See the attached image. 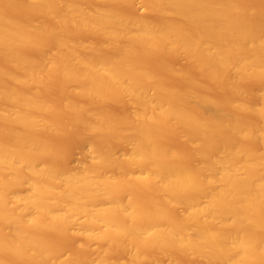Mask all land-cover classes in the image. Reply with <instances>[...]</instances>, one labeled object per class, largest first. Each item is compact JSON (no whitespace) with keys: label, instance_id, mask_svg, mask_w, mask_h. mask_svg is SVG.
<instances>
[{"label":"bare ground","instance_id":"bare-ground-1","mask_svg":"<svg viewBox=\"0 0 264 264\" xmlns=\"http://www.w3.org/2000/svg\"><path fill=\"white\" fill-rule=\"evenodd\" d=\"M134 1L0 0V264H264V0Z\"/></svg>","mask_w":264,"mask_h":264},{"label":"rangeland","instance_id":"rangeland-1","mask_svg":"<svg viewBox=\"0 0 264 264\" xmlns=\"http://www.w3.org/2000/svg\"><path fill=\"white\" fill-rule=\"evenodd\" d=\"M95 3L96 2H98V1H102V0H93ZM245 2H249V3H253L254 4V2H255V4H260L261 2H260V0L258 1V0H253V2H252V0H244ZM256 1H258L257 3H256ZM93 2V3H94ZM134 3V4H133ZM88 4V3H87ZM131 5H133V7L131 6ZM131 5H130V8H129V6H124V7H122V9L124 10V11H127V10H131L130 12H133L134 14H136V15H139L140 13H143L144 12V10H143V6H142V4H141V2H140V0H135L134 2H132L131 3ZM133 8H134V10H133ZM137 10V11H136ZM136 11V12H135ZM140 12V13H139ZM146 14H140V15H143V16H151L150 14H148V12L146 11L145 12ZM148 14V15H147ZM153 16L154 15H152V18H153ZM155 19V18H154ZM81 38L83 39V38H85V36H81ZM86 39V38H85ZM88 39V38H87ZM92 40H94L95 38H91ZM171 57V56H170ZM166 60H167V62L170 60L171 61V64L172 65H177L178 66V64L180 65V66H182V67H184V64L186 65V63H184L185 62V60H184V58L183 57H174L173 56V59H172V57L171 58H166ZM169 61V62H170ZM175 62V63H174ZM174 63V64H173ZM184 63V64H183ZM180 66H178V67H180ZM168 77L169 76H166V79L168 80ZM171 77H169V81H171L172 82V80H173V82L172 83H174V84H176V83H178V81L177 80H175L174 78H171ZM175 80V81H174ZM245 81H243V82H241V86L242 87H245L244 88V90H246L247 88V91L249 90V92L247 93V92H245L244 94H243V96L244 97H249V98H251V92L254 90V88L256 87L255 85L257 84L254 80L252 81V80H246V83H244ZM253 83H255V84H253ZM53 83H51L50 85H49V87H48V89L51 87V85H52ZM54 85V84H53ZM52 85V86H53ZM255 86V87H254ZM251 87V88H250ZM52 88V87H51ZM250 88V89H249ZM46 90L47 91V93H49V94H47L46 92H45V96H47V98L48 97H51V99L50 98H48L49 100H52L53 99V97L52 96H55L54 94H56L57 95V97H54V100L56 101V98H57V100L59 101V97H58V94H57V90H51V91H49V90ZM52 89H54V88H52ZM55 89H58L57 87H56V85H55ZM251 89H253V90H251ZM250 90H251V92H250ZM58 91H60V90H58ZM219 91H214L213 92V90H212V95H214L213 93H215V94H219L218 93ZM54 93V94H53ZM58 93H60V92H58ZM247 93V94H246ZM246 94V95H245ZM49 95V96H48ZM217 95H214V96H216L217 97ZM219 95H221V94H219ZM250 95V96H249ZM59 96H61L62 97V94L61 95H59ZM61 97H60V99H61ZM219 97V96H218ZM52 102H54V101H52ZM111 101H109V103L108 102H106L105 103V105L104 106H108V107H106L107 109L108 108H110L111 110L110 111H112L113 110V112L115 111V112H120V110L119 109H121V105H114L116 102H113L112 101V103H110ZM55 103H57V102H55ZM116 104H118V103H116ZM119 108H118V107ZM123 108L122 109H127V108H125L124 106H122ZM118 108V109H117ZM116 109H117V111H116ZM122 111V110H121ZM124 111V110H123ZM60 113L62 114H65L64 113V111H60ZM65 115H67V114H65ZM60 116V115H59ZM58 116V117H59ZM63 116V115H62ZM66 117H68V116H66ZM60 119H62V118H59V120ZM67 120H66V118H65V121L63 120L62 122H66ZM62 122H61V124H62ZM67 127V126H66ZM68 128V127H67ZM64 129H66V128H64ZM64 129H60L61 131H54V132H48V133H45L44 134V137L49 141V143H50V146H51V148L52 149H54V151L56 152V155H55V157L52 159L56 164H58V165H62V163L63 164H69L70 166H77L78 165V162H79V160H82V155H81V153H79L80 151L78 150V149H76V148H78V147H76V146H78V144H77V142L79 141L77 138L78 137H76V136H73V135H77V130L76 129H69V130H71V131H75V133L74 132H72V133H74V134H71L70 132H68V131H65ZM64 130V131H63ZM66 134V135H65ZM172 135V134H171ZM78 136V135H77ZM170 136V135H169ZM168 136V138H170ZM74 137H76V140L74 139ZM171 138H172V136H171ZM170 138V139H171ZM174 140H175V137L173 138ZM176 139H178V137H176ZM179 139H182V138H179ZM169 140V139H168ZM172 140V139H171ZM177 141V140H176ZM169 142H171L172 143V145L173 146H175L176 145V147H178V148H180V145L181 146H183L184 144V142L183 143H181V141L179 140V143H173L174 141H169ZM178 142V141H177ZM74 143H76V146L74 145ZM181 143V144H180ZM175 144V145H174ZM117 145V144H116ZM118 145H120V144H118ZM178 145V146H177ZM185 145H186V148H185ZM185 145H184V147H182L183 149H185V150H187L188 152H186V151H184V150H181V149H179L180 151H184V152H186L185 154H188V153H190V146L187 144V143H185ZM122 146V145H121ZM121 146H117V147H115V155H117V156H120V155H122V153L124 152V150H123V147H121ZM187 146H189L188 148H187ZM177 148V149H178ZM183 152V153H184ZM182 153V152H181ZM58 159H57V158ZM65 157V159H63ZM52 235H50V237H49V235L47 236V239H49V238H52L53 239V237H55V236H53V237H51ZM68 236L69 235H66V236H61V238H60V236L59 237H55L54 239H56L55 240V242L56 243H54L55 245L57 244V246H59V247H56V249L58 248L59 250L61 249V252L60 251H58L59 253H61V254H63V256L64 255H66V254H70V251L73 249V248H77L76 247V241H74L73 239L75 238L74 236H69V238H72V239H68ZM67 237V238H66ZM52 239H51V242H52ZM75 240H77V239H75ZM54 241V240H53ZM49 242H50V239H49ZM50 242V243H51ZM73 244V245H71V243ZM52 244V243H51ZM54 244H53V246H54ZM71 245V246H70ZM75 246V247H74ZM55 247H53L54 249H55ZM72 247V248H71ZM91 247H95V245L93 244ZM71 249V250H70ZM74 249V251L76 252L77 251V249L75 250ZM81 250V249H80ZM78 251H79V249H78ZM77 251V252H78ZM73 252V251H72ZM76 252V253H77ZM83 252L82 251H79V254H82Z\"/></svg>","mask_w":264,"mask_h":264}]
</instances>
